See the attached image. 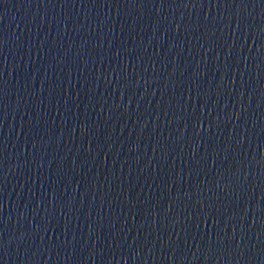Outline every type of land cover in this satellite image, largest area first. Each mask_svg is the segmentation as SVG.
<instances>
[{
	"label": "water",
	"instance_id": "95a60500",
	"mask_svg": "<svg viewBox=\"0 0 264 264\" xmlns=\"http://www.w3.org/2000/svg\"><path fill=\"white\" fill-rule=\"evenodd\" d=\"M0 264H264V0H0Z\"/></svg>",
	"mask_w": 264,
	"mask_h": 264
}]
</instances>
